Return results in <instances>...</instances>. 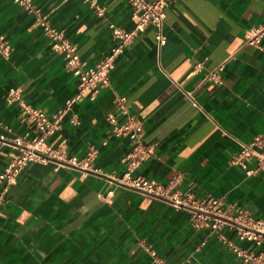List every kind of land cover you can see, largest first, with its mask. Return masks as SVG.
<instances>
[{"label":"crops","instance_id":"0c3cea01","mask_svg":"<svg viewBox=\"0 0 264 264\" xmlns=\"http://www.w3.org/2000/svg\"><path fill=\"white\" fill-rule=\"evenodd\" d=\"M95 1L33 0L89 66L110 53V24L135 26L128 0ZM263 21L264 0H175L164 46L154 27L138 33L116 60L110 85L76 99L48 140L65 142L68 156L96 150L93 170L54 162L22 170L0 206V264H152L148 247L169 264H237L240 258L217 233L196 228L189 209L118 181L135 143L117 139L107 117H139L143 143L155 145L132 177L168 184L180 174L174 193L212 195L264 219V172L249 176L230 162L241 145L264 136V52L246 43L248 31ZM0 35L11 47L9 56L0 54V135L32 139L23 105L55 114L77 96L79 80L35 16L14 0H0ZM222 64L224 82L207 80ZM10 153L20 150L0 142V172ZM221 233L264 254V244L242 241L230 226Z\"/></svg>","mask_w":264,"mask_h":264},{"label":"built area","instance_id":"2783aa9c","mask_svg":"<svg viewBox=\"0 0 264 264\" xmlns=\"http://www.w3.org/2000/svg\"><path fill=\"white\" fill-rule=\"evenodd\" d=\"M15 3L26 12L35 16V25L43 28L44 34L52 44L54 51L64 56L66 67L79 80V92L75 98L69 99L65 108L55 114L24 104L22 117L28 125L34 128L35 136L32 139L19 137L8 141L5 135H0V142H5L20 150V153H10L6 168L0 172V206L7 201V195L13 185L18 181L22 170L30 163L54 162L61 166H72L87 170H93V161L96 150H91L87 156L80 158L68 156L65 142L54 146L48 143L50 137L55 135L61 128L63 119L72 108L76 99L88 90H93L95 96L100 89L108 87L111 83V74L115 68L116 60L126 48L131 45L138 33L148 27L156 29L158 45L167 43L164 34V25L168 18V9L175 0H128L133 7V20L135 26L132 30H126L116 24H110L113 44L110 53L94 66H89L78 53L77 45L66 35L65 31L52 26L40 8L33 0H14ZM90 1L96 6L95 0ZM98 8V7H97ZM102 15L104 9L98 8ZM264 21L258 27L251 28L246 34V43L264 52ZM11 47L7 39L0 35V54L9 56ZM202 68V63L196 66ZM225 64L207 74V80L217 84L224 82L223 71ZM11 95L18 97L19 91L12 90ZM124 98L120 99L123 106ZM197 105V103H196ZM126 118L121 121L113 113L107 117L112 126V133L117 138H129L135 145L132 151L124 158L125 172L118 179L123 185L137 189L149 197H162L172 201L176 207L185 206L191 208V219L196 228L207 227L226 243L240 258L237 264H264V254H256L242 249L233 241L221 233L225 226L236 229L242 241H252L257 245L264 244V219H255L243 208L228 204L222 198L208 195L203 199H195L192 194L173 192L176 185L181 181L182 175H176L168 184L147 179L143 176L132 177L141 165L154 156L155 145L143 143L145 127L142 120L125 112ZM53 159L57 161H53ZM231 164L239 166L249 176L264 172V136L257 135L251 142L243 144L240 150L232 157ZM152 264H169L155 249L148 247Z\"/></svg>","mask_w":264,"mask_h":264},{"label":"water","instance_id":"95a60500","mask_svg":"<svg viewBox=\"0 0 264 264\" xmlns=\"http://www.w3.org/2000/svg\"><path fill=\"white\" fill-rule=\"evenodd\" d=\"M53 161H57V160H55V159H53ZM93 172V171H92ZM94 173V172H93ZM124 186H126V185H124ZM128 187V186H127ZM129 188H131V187H129ZM158 198H160V199H163L164 201H167V202H169V203H172V201H170L169 199H165V198H162V197H158ZM182 207H185V206H182ZM185 208H187V207H185ZM187 209H191V208H187Z\"/></svg>","mask_w":264,"mask_h":264}]
</instances>
